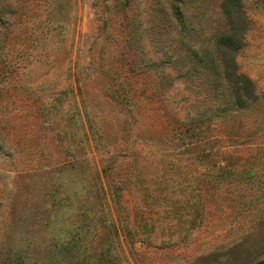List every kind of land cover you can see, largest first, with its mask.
Masks as SVG:
<instances>
[{
	"label": "rangeland",
	"instance_id": "1",
	"mask_svg": "<svg viewBox=\"0 0 264 264\" xmlns=\"http://www.w3.org/2000/svg\"><path fill=\"white\" fill-rule=\"evenodd\" d=\"M222 1L0 0V264L264 261V0L234 14L259 101L204 147L178 123L215 101L179 62Z\"/></svg>",
	"mask_w": 264,
	"mask_h": 264
},
{
	"label": "trees",
	"instance_id": "2",
	"mask_svg": "<svg viewBox=\"0 0 264 264\" xmlns=\"http://www.w3.org/2000/svg\"><path fill=\"white\" fill-rule=\"evenodd\" d=\"M242 0H223L218 9L222 16L223 31L221 33H213L208 39L209 47L199 45L196 48H190L186 61V65H190L182 73V76L198 77L202 80L203 85L213 92L215 101L203 110L197 111L191 118L178 121L183 129L184 139L187 141V147L206 146L209 144L205 139L204 130L215 126L214 122L220 116V113L230 114L249 107L259 101V97L255 92L252 83L244 75L238 72L235 65V54L238 50L239 40L234 32V14L240 13ZM191 9L194 4L189 3ZM200 9L204 7L202 3L198 4ZM197 8V7H196ZM173 23L166 21L168 28L173 25L180 27L177 44H184V39L188 42L195 40L198 35L197 29L193 23L189 22L185 17L180 15L181 11L177 4L172 7ZM175 22V23H174ZM184 34V35H183ZM178 64L177 59L172 66ZM211 142V141H210ZM201 149V147H200ZM264 264V261L259 263Z\"/></svg>",
	"mask_w": 264,
	"mask_h": 264
}]
</instances>
